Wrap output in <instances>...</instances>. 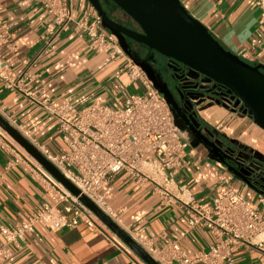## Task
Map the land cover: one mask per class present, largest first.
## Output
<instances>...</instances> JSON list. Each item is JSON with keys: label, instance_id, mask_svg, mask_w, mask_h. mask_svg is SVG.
Masks as SVG:
<instances>
[{"label": "crops", "instance_id": "obj_1", "mask_svg": "<svg viewBox=\"0 0 264 264\" xmlns=\"http://www.w3.org/2000/svg\"><path fill=\"white\" fill-rule=\"evenodd\" d=\"M79 17L93 7L88 0H72ZM189 12L201 21L220 43L246 62L264 65V42L252 46L251 40L260 37V9L256 0H181ZM1 15L10 26L12 48L0 47V56L15 62L23 56L37 54L43 46L41 36L52 28L42 3L36 0H0ZM128 22L127 17L120 18ZM123 57L111 58L104 51L88 48L87 42L64 33L37 68L34 89L41 97L59 104L68 99L76 107H88L99 101L123 104L126 97L140 91V84L122 72ZM20 64L16 65V69ZM264 71V69H263ZM0 99L15 113L28 133L46 144L53 152L67 150L58 132V122L42 107L31 104L21 94L0 84ZM200 123L215 138L236 149L246 159L264 166V129L239 108L234 109L207 99L197 109ZM186 154L184 167L175 176L178 186L187 185L196 200L210 205L226 186L245 196L253 206L264 212V187L257 190L235 174L194 135L184 130ZM9 156L0 148V172L5 180L0 183V223L15 224L44 199L42 187L23 165L5 169ZM110 190L107 201L126 226L133 231H144L157 246L167 240H178L187 253L208 249L214 242L211 231L204 227L190 229L185 206L180 201L162 203L153 193L151 183L137 187L127 173H119L104 189ZM175 193H180L175 189ZM164 236V237H163ZM12 256L0 264H130L132 255L117 247L106 235L91 231L85 224L74 229L53 231L43 225L21 242L10 245ZM234 264H264L263 247L241 246L235 250Z\"/></svg>", "mask_w": 264, "mask_h": 264}, {"label": "built area", "instance_id": "obj_2", "mask_svg": "<svg viewBox=\"0 0 264 264\" xmlns=\"http://www.w3.org/2000/svg\"><path fill=\"white\" fill-rule=\"evenodd\" d=\"M36 1L42 3L52 28L41 36L43 46L37 54L23 56L15 62L0 56V84L52 115L58 122V132L67 150L55 153L28 133L1 99L0 115L74 184L80 195H74L0 126V148L9 156L5 169L23 165L44 193V199L25 219L15 224L0 223V262L12 256L10 245L21 246V242L35 233L38 224L53 231L85 224L91 231L106 235L117 247L128 251L134 260L130 264H147L80 199L81 195L87 196L118 223L160 264H234L237 248L263 247L264 212L245 196L223 186L210 205H203L187 185H177L175 176L182 171L186 154L184 133L169 103L146 72L124 52L118 38L103 28L99 13L93 8L77 17L72 0ZM255 2L260 9L263 29L260 37L251 40L252 46L264 42V0ZM9 31L0 7V47H13ZM68 32L86 41L90 50L104 51L113 59L123 57L121 71L140 84V91L126 97L123 104L99 101L84 109H78L70 99L54 104L50 98L41 97L34 89L37 68L57 38ZM17 64H20L18 69ZM234 102L235 99L226 104L231 108ZM149 154L154 158L145 157ZM122 172L130 175L137 187L151 183L153 193L162 203L180 200L185 206L189 228L209 229L214 242L208 249L187 253L178 240H167L157 246L144 231L136 232L126 226L107 201L110 190H103ZM5 173L0 172V183L5 180ZM260 202L264 203V198H260Z\"/></svg>", "mask_w": 264, "mask_h": 264}, {"label": "water", "instance_id": "obj_3", "mask_svg": "<svg viewBox=\"0 0 264 264\" xmlns=\"http://www.w3.org/2000/svg\"><path fill=\"white\" fill-rule=\"evenodd\" d=\"M88 1L101 16L103 28L118 38L124 52L146 72L167 100L181 131L184 133L188 129L230 172L255 186L253 181L260 177L259 167L248 164L236 149L202 127L196 111L189 112L207 99L226 106V101L235 99L233 108L251 116L264 129V65L246 62L227 50L181 0ZM121 17H127L128 22H123ZM156 53L163 55L168 67L177 73L172 78L182 83L175 89L179 98L159 70ZM210 83H214L211 89ZM217 86L228 89L232 96L219 91L211 92ZM0 126L74 195H80V190L1 115ZM260 179L264 182V177ZM80 199L147 264H160L87 196L81 195Z\"/></svg>", "mask_w": 264, "mask_h": 264}, {"label": "flooded vegetation", "instance_id": "obj_4", "mask_svg": "<svg viewBox=\"0 0 264 264\" xmlns=\"http://www.w3.org/2000/svg\"><path fill=\"white\" fill-rule=\"evenodd\" d=\"M182 67L183 68H185V66H183L182 65ZM177 73L176 72H174L173 70H171V76H174V75H176ZM201 79L203 78V76H201L200 77ZM165 79V78H164ZM165 81L168 83V86H169V88L175 93V96H177L178 98H179V95H178V93L176 92V87L178 86H182L181 84V82H179V80L178 79H173V83H172V85H171V83H169V81H167L166 79H165ZM213 84L214 83H210L209 85H210V87H209V89H211L212 88V86H213ZM215 91H219L220 93H225L226 94V96H228L227 94H229V96H232L229 92H228V89H219V87L217 86V87H215V88H213L212 90H211V92H215ZM207 96L209 95V93H207L206 94ZM228 96V97H229ZM221 97V96H220ZM225 98H227V97H225ZM198 107H200V105H196V106H194V108H193V110L191 111V112H189V113H192L193 111H196V113H197V109H198ZM197 117V120L199 121V119H198V116H196ZM200 122V121H199ZM201 126L202 127H204L202 124H201ZM241 155V154H240ZM242 156V158H245L243 155H241ZM247 162H248V164H251V165H258L257 164V161L256 160H254L253 158H251L250 160H248L247 159ZM259 175H260V177H264V166H263V169H261L260 170V167H259ZM260 177L259 178H255V180L253 181V183H255L254 185H255V187L257 188V190L258 191H260V190H262V188L264 187V182L260 179ZM258 181V183L256 184V182ZM264 190V189H263Z\"/></svg>", "mask_w": 264, "mask_h": 264}, {"label": "rangeland", "instance_id": "obj_5", "mask_svg": "<svg viewBox=\"0 0 264 264\" xmlns=\"http://www.w3.org/2000/svg\"><path fill=\"white\" fill-rule=\"evenodd\" d=\"M155 57L157 58V60H158V68H159V70L162 72V74H163V76H164V78L167 80V81H169V83H171V85H172V83H173V78H172V76H171V69L168 67V65H167V60H166V58L163 56V55H161V54H158V53H156L155 54ZM120 104V103H119ZM78 109H84L83 107H77ZM86 108V107H85ZM146 158H148V159H153L154 157H153V155H151V154H149V155H146L145 156Z\"/></svg>", "mask_w": 264, "mask_h": 264}]
</instances>
